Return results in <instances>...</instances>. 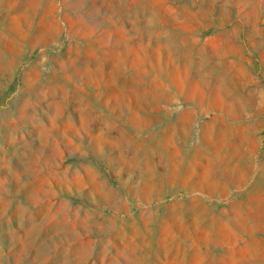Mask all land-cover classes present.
Instances as JSON below:
<instances>
[{
  "label": "rangeland",
  "instance_id": "374dc122",
  "mask_svg": "<svg viewBox=\"0 0 264 264\" xmlns=\"http://www.w3.org/2000/svg\"><path fill=\"white\" fill-rule=\"evenodd\" d=\"M0 264H264V0H0Z\"/></svg>",
  "mask_w": 264,
  "mask_h": 264
}]
</instances>
